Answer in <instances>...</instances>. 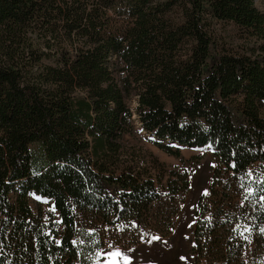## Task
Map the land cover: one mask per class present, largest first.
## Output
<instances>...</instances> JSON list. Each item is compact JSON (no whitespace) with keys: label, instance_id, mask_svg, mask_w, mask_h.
I'll list each match as a JSON object with an SVG mask.
<instances>
[{"label":"trees","instance_id":"obj_1","mask_svg":"<svg viewBox=\"0 0 264 264\" xmlns=\"http://www.w3.org/2000/svg\"><path fill=\"white\" fill-rule=\"evenodd\" d=\"M135 120L169 155L214 151L191 251L249 264L264 229L256 0H0V264H99L106 240L172 225L188 173L128 160ZM32 194L53 201L47 219Z\"/></svg>","mask_w":264,"mask_h":264},{"label":"rangeland","instance_id":"obj_2","mask_svg":"<svg viewBox=\"0 0 264 264\" xmlns=\"http://www.w3.org/2000/svg\"><path fill=\"white\" fill-rule=\"evenodd\" d=\"M256 5L264 12V0H256ZM226 37L234 36L237 40L235 28L228 23L220 26ZM231 40V39H230ZM131 108L136 105V98L129 97ZM135 128L122 138V145L128 160H134L140 167L150 169L155 177L165 176L173 172L188 173L190 187L175 196L179 205L178 211L172 215V225L167 228L153 223L149 226L144 223L130 235L120 239L106 240V251H100L99 264H196L195 255L191 248L194 242L193 229L196 224L195 205L202 192H207L211 182L212 173L217 166L214 151L208 148H181V156L177 157L164 152L145 132L137 120ZM126 159V160H127ZM158 160L155 162V160ZM160 188V184L157 183ZM163 193L166 190H161ZM30 201L35 211L43 213L48 218L49 212H54V203L48 198L30 195ZM159 218L167 216L157 214ZM154 216L155 218L157 217ZM159 221V220H158ZM159 237V239H153ZM121 241V242H120ZM259 243V244H258ZM258 245V246H257ZM257 245L248 247L246 261L249 264H264V232L259 234ZM102 260V261H101Z\"/></svg>","mask_w":264,"mask_h":264},{"label":"snow or ice","instance_id":"obj_3","mask_svg":"<svg viewBox=\"0 0 264 264\" xmlns=\"http://www.w3.org/2000/svg\"><path fill=\"white\" fill-rule=\"evenodd\" d=\"M261 199H264V196H262ZM52 211H55V209L53 208ZM261 231L264 232V229H261ZM153 239H159V237H153Z\"/></svg>","mask_w":264,"mask_h":264}]
</instances>
